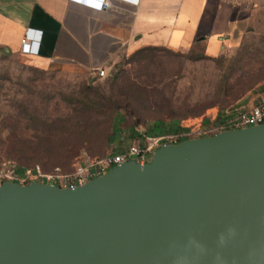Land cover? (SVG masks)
I'll return each mask as SVG.
<instances>
[{
  "label": "water",
  "instance_id": "1",
  "mask_svg": "<svg viewBox=\"0 0 264 264\" xmlns=\"http://www.w3.org/2000/svg\"><path fill=\"white\" fill-rule=\"evenodd\" d=\"M0 264H264V124L161 146L75 188L2 183Z\"/></svg>",
  "mask_w": 264,
  "mask_h": 264
},
{
  "label": "rangeland",
  "instance_id": "2",
  "mask_svg": "<svg viewBox=\"0 0 264 264\" xmlns=\"http://www.w3.org/2000/svg\"><path fill=\"white\" fill-rule=\"evenodd\" d=\"M258 104H264V4L238 45L216 57L202 45L155 47L124 56L104 77L0 49V185L37 178L66 187L144 136L157 139L155 152L177 136L214 135L226 117ZM157 123L163 127L153 135Z\"/></svg>",
  "mask_w": 264,
  "mask_h": 264
},
{
  "label": "crops",
  "instance_id": "3",
  "mask_svg": "<svg viewBox=\"0 0 264 264\" xmlns=\"http://www.w3.org/2000/svg\"><path fill=\"white\" fill-rule=\"evenodd\" d=\"M0 0V49L20 53L27 31L39 43L32 56L48 66L59 61L96 74L146 47L217 56L241 41L254 9L264 0Z\"/></svg>",
  "mask_w": 264,
  "mask_h": 264
},
{
  "label": "built area",
  "instance_id": "4",
  "mask_svg": "<svg viewBox=\"0 0 264 264\" xmlns=\"http://www.w3.org/2000/svg\"><path fill=\"white\" fill-rule=\"evenodd\" d=\"M86 1L90 5L97 8H103L104 6L107 7L110 5L108 0H86ZM125 1L134 4H137L139 2V0H125ZM39 43L40 42L38 41L37 37L34 34H32L31 31H27L21 40L20 54L29 57L37 55L39 53ZM105 75H106V69L103 67L99 68L95 74V76L97 77H104ZM222 123L223 125L220 126L221 131L228 129L249 128L252 126L264 124V104H258L249 110L240 111L235 116H228L223 120ZM177 137L178 138H176V140H171L170 142H166L164 145L177 143L178 140L181 138V136H177ZM156 144H157L156 138L144 136V138H142L138 144H134L129 148L122 149L116 152V154L109 157L107 159L105 167H102L101 165H95L92 168H90L89 175L84 181L80 179H76L74 181L71 180L70 182H67L66 188H75L79 185H83L90 179L102 175L113 166H117L128 160H136L141 164H145L144 160L154 154L153 151ZM14 180H19V179H12V181ZM34 181H39V179L36 178ZM19 183H21L20 180ZM43 183L51 184L50 182H46V180H43Z\"/></svg>",
  "mask_w": 264,
  "mask_h": 264
},
{
  "label": "trees",
  "instance_id": "5",
  "mask_svg": "<svg viewBox=\"0 0 264 264\" xmlns=\"http://www.w3.org/2000/svg\"><path fill=\"white\" fill-rule=\"evenodd\" d=\"M152 48H155V47H146V48H142V49H139V50H137L136 52H134V54H138V53H140V52H142V51H144V50H146V49H152ZM207 56H209V57H216V56H211V55H208L207 54ZM162 127H163V124H161V123H157L156 125H155V127L152 129V134L153 135H158V134H160V132H161V130H162ZM228 130H232V129H228ZM179 131V130H178ZM224 131V130H223ZM180 132V131H179ZM178 132V133H179ZM113 133L115 134V130H113ZM206 135H203L202 137H205ZM208 136H211V135H208ZM187 139H189V138H184V137H181L179 140H178V142L177 143H180V142H182V141H185V140H187ZM176 144V143H175ZM113 167H115V166H113ZM112 167V168H113ZM111 169V168H110ZM109 169V170H110ZM109 170H107L106 172H108ZM105 172V173H106ZM104 174V173H103ZM6 182V181H5ZM13 182H18L19 183V180H14Z\"/></svg>",
  "mask_w": 264,
  "mask_h": 264
}]
</instances>
